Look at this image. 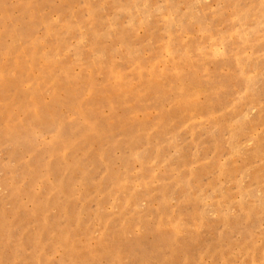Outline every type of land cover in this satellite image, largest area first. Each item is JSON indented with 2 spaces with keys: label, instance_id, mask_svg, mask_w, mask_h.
<instances>
[{
  "label": "rangeland",
  "instance_id": "1",
  "mask_svg": "<svg viewBox=\"0 0 264 264\" xmlns=\"http://www.w3.org/2000/svg\"><path fill=\"white\" fill-rule=\"evenodd\" d=\"M0 264H264V0H0Z\"/></svg>",
  "mask_w": 264,
  "mask_h": 264
}]
</instances>
